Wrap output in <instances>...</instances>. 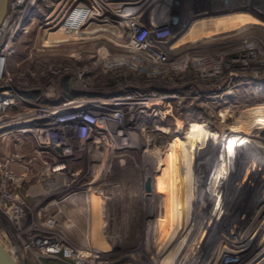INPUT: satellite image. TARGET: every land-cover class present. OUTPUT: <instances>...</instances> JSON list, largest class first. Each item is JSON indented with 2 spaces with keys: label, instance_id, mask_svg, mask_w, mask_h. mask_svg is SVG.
<instances>
[{
  "label": "rangeland",
  "instance_id": "1",
  "mask_svg": "<svg viewBox=\"0 0 264 264\" xmlns=\"http://www.w3.org/2000/svg\"><path fill=\"white\" fill-rule=\"evenodd\" d=\"M58 1L8 2L9 25L0 30V46L9 51L1 84L12 88L14 104L0 130L19 135L33 108L72 107L73 100L90 101L82 107L101 115L114 103L104 100L126 92L175 97L162 106L163 116L142 113L122 122L124 146L115 141L119 123H110L114 141L91 155L82 152L84 161L70 167L79 175L58 177L67 190L83 187L95 180L92 169L99 176L108 160L109 175L94 183L103 187L59 191L48 208L42 201L55 191V177L40 173L28 182L21 151L11 142L2 149L0 140V243L18 264H264V0H227L235 15L224 14L220 0H147L144 24L161 25L175 38L151 45L163 58L153 54L162 70L157 75L151 64L130 62L140 70L125 64L134 56L126 23L129 15L140 16L137 0H77L68 14ZM97 3L102 12L89 13L77 29L66 25L74 8ZM188 17L190 28H182ZM180 39L186 43H176ZM11 175H18L17 184L5 177ZM36 184L43 191H29ZM64 205L103 210L88 220H68ZM45 238L61 241L53 255L38 248ZM79 251L78 260L69 257Z\"/></svg>",
  "mask_w": 264,
  "mask_h": 264
},
{
  "label": "built area",
  "instance_id": "2",
  "mask_svg": "<svg viewBox=\"0 0 264 264\" xmlns=\"http://www.w3.org/2000/svg\"><path fill=\"white\" fill-rule=\"evenodd\" d=\"M138 5V4H136ZM100 5L97 3L95 4L94 7L86 8V7H76L74 8L69 16V22L66 23L68 27L71 29H77L81 26V23L86 19V17L91 13L92 11H97L99 10ZM134 9H139L138 6ZM19 11V10H18ZM138 11H142V9H139ZM140 13V12H139ZM6 16V14H5ZM4 16V18H5ZM3 18V19H4ZM128 28L127 34L128 36L132 39L130 40L131 42L138 41L141 46H144V49H146L147 55H140V54H134V56H129L128 58H131V62H142L141 60L143 58L147 59L148 57H153V54L158 56V53L155 51L156 49L151 48L150 40L149 38L152 36L151 31L155 33L157 37L163 36V35H169V33H166V31L161 28V25H152V26H147L144 24L143 21H140L139 19H130L127 21ZM83 27V26H82ZM146 33L145 35H143ZM143 35L142 39H139ZM168 40H161L157 42H167ZM5 46V45H4ZM4 46H0V51H4ZM6 52V51H5ZM9 52V51H8ZM0 124L1 121L3 120V117L5 116L7 110L13 106L14 101H13V90L10 87L3 86L1 83L2 79H4L5 72H4V67L3 63L6 58L4 53H0ZM159 57V56H158ZM134 65V64H133ZM132 67V66H131ZM139 66H135L133 68L138 69ZM151 93H156L154 91H140V90H135L134 92H126L123 95L112 97L110 99L104 100L105 101H111L115 102V104H109L108 109H110L108 112H104L101 115H97L96 111L98 110L96 107H83V108H78L76 105H80L82 103H89L90 101H82V100H73V101H68L75 103L74 107L70 110L64 109L63 105L67 102L60 103L51 107H43V108H33L32 111H34L35 114L29 115L27 118V122H22L25 123V125H21L24 129H33L35 131H45L48 130V125L53 124V123H58L60 129L58 131H50L49 136L54 140L57 149L55 150V156L57 158V162L55 165H53V169L55 168H60L62 166L64 169L70 166L69 161H73L78 159L82 152L85 151L86 147L88 148L89 143H91L92 139L94 138H100L102 139L103 137H106V132L109 131L110 123H116L118 122L120 127L123 125L122 122L128 121V122H134L133 118H135L136 114H133L134 111L138 110V108H135L132 104H127L125 105L128 110H125V106H116L117 105V98L123 97H130L132 94H138L139 98H136L135 100H128L130 102H142L145 103L149 99L147 98L149 94ZM161 95H166V94H161ZM126 101V100H125ZM79 102V103H78ZM101 102V101H99ZM99 104V103H96ZM114 107V108H112ZM49 108V109H48ZM114 109V110H113ZM29 110V111H31ZM37 110V111H36ZM141 122H144V118ZM32 121V122H31ZM97 122H100L98 124ZM101 122H105V125L103 126ZM7 123V122H6ZM107 123V124H106ZM20 127V128H21ZM27 127V128H26ZM117 129V133H122L123 131L121 128ZM22 128V129H23ZM77 128V130L75 129ZM0 134L4 133V129L0 130ZM89 131V134H88ZM40 133V132H38ZM30 134L27 133L25 134L26 139H31ZM63 147H66L67 149L72 150L76 154L75 156L63 158V157H58L62 155V150ZM39 149V148H38ZM41 149V148H40ZM76 162V161H75ZM74 162V163H75ZM71 167H74L73 165ZM69 172L72 174L71 170ZM75 173H73L74 175ZM72 175V176H73ZM67 177V176H66ZM42 240V239H41ZM45 242L48 241H53L50 239H43ZM40 243V240L38 241ZM35 244V242H34ZM35 246V245H34ZM38 246V245H37ZM58 243L54 244V246H51L49 248H52L54 250V253L57 251ZM42 253H47L49 255H53L54 253H49V252H43ZM11 253V252H10ZM13 256V254L11 253ZM70 253L69 257L71 256L72 258L78 260L76 258L77 253L73 254Z\"/></svg>",
  "mask_w": 264,
  "mask_h": 264
},
{
  "label": "bare ground",
  "instance_id": "3",
  "mask_svg": "<svg viewBox=\"0 0 264 264\" xmlns=\"http://www.w3.org/2000/svg\"><path fill=\"white\" fill-rule=\"evenodd\" d=\"M9 1H11V0H8V2ZM17 1V5L18 6H20L21 5V3H22V1L23 0H16ZM8 5V4H7ZM101 8V7H100ZM99 8V11H103V10H101ZM7 12V11H6ZM105 12V11H104ZM128 16V15H127ZM134 16V15H133ZM22 19H23V14H22ZM130 19H132V16H128V20H130ZM127 20V21H128ZM192 22V21H191ZM127 24V23H126ZM8 25H9V22H8V18H7V14H6V16H5V18L2 20V22H1V24H0V30H3L4 31V29H7L8 28ZM15 25V24H14ZM15 27V26H14ZM19 27H21V26H19ZM18 27V28H19ZM10 28V27H9ZM13 27H11V29H12ZM17 28V29H18ZM10 29V30H11ZM13 30V29H12ZM15 30V29H14ZM151 34H152V36L149 38V40H150V42H151V44H150V46L151 45H160V43H163V42H157V41H161V40H163L162 38H159V37H157L156 35H155V33H153V32H151ZM165 36V35H164ZM253 38V37H252ZM133 39V38H132ZM131 39V40H132ZM156 39V40H155ZM173 39H174V37H173V35H172V33L171 34H169L168 35V37L167 38H164V40H172L173 41ZM179 42V40L178 41H176V43H178ZM159 43V44H158ZM164 43H170V42H164ZM162 45V44H161ZM131 53H134V54H140V55H147V52H146V54H145V52H142L141 51V48H144V46H141V44H139V42L138 41H135V42H131ZM9 47V46H8ZM249 48V47H248ZM0 53L2 54V53H4L5 55H3V56H8V54H9V52L7 51V52H5V50L3 51H0ZM158 53V52H157ZM0 56H2V55H0ZM153 57H156V56H153ZM126 58V57H125ZM195 58H196V56H193L190 60H189V62L191 61V60H195ZM157 59V58H156ZM156 59H152V57L150 56V57H148L147 59H145V58H143L141 61L142 62H144V63H148V64H151L152 65V67H155L156 69H153V71H151V73H154V74H158V73H162L161 71L162 70H160V69H157V61L158 60H156ZM132 61V59L131 58H128V59H126L125 60V64L127 65V64H129V65H131L132 67H135V66H137L138 65V63H142V62H138V63H134V65H132L130 62ZM201 61H205V60H201ZM162 64H164V65H169V63H167V61H162ZM159 65V64H158ZM163 69V68H162ZM176 69V68H175ZM138 70H140L139 68H138ZM141 70L142 71H144L145 70V68H142L141 67ZM179 70V69H178ZM148 72V71H147ZM150 72V71H149ZM173 96V97H175V95H173V94H166V95H160V94H153V93H151V94H149V95H147L148 97V101L147 102H145V103H142V102H130L131 100H135L136 98H139V95L138 96H130V97H121V98H117V99H115V100H117V105L116 106H125V105H127V104H132L135 108H138V110H142V108H140L139 106L140 105H145V106H147L148 107V110H147V112H149V113H147L146 114V112H142L141 110L140 111H138L137 113H136V116H137V119L142 115V113H145V115L147 116V117H152V116H154V117H156L157 115H160V116H163V113L164 112H161V108H162V106H164L165 105V103H166V101L169 99V98H172L171 96ZM126 100V101H125ZM128 100H130V101H128ZM111 104H115V102L114 103H111ZM114 108V107H113ZM144 108V107H143ZM76 109H78V108H76ZM125 110H128V108L125 106ZM37 111V110H36ZM133 114H135V112L133 113ZM98 124H100V122H97ZM101 124L104 126L105 125V122L103 123V122H101ZM107 124V123H106ZM110 129H109V131H107L106 132V137H103L102 139H100V138H94V139H92V141H91V143H89V146H88V148L86 147V149H85V151H84V153L86 152L87 154H90L91 155V153L92 152H94V151H96L98 148V146H100V147H102V146H104V147H108V144H110V143H112L113 141H114V139H112V134L114 133V130H112L111 129V127H109ZM120 128H122L121 130L123 131L122 133H117V130H115V132H116V134H115V137L117 138V139H115V141L117 140V141H119L120 143H121V145L122 146H124V144H127V143H129V141L128 142H126V141H124V140H126V139H124L125 137H127L126 136V134H127V132H126V129H125V127L123 126V127H120ZM48 130H45V131H43L42 130V132L41 131H35V130H33V129H29V128H27L26 130H24V132H27V133H29V134H31L32 136H34L38 141H39V143L41 144V146H43V149H46L45 151H41V152H39V153H42V154H46L47 156H49V158H48V160H43L42 158H41V156H39L40 158H41V160H42V162L43 163H46V164H53V163H56L57 162V158H56V156H55V150L57 149V146H56V144H55V142H54V140L49 136V133H50V131H58L59 129H60V127H59V125H58V123H51V124H49L48 125V128H47ZM76 130H77V128H75ZM38 132H40V133H38ZM88 134H89V131H88ZM8 136V133L5 135V137H7ZM2 138H1V134H0V140H1ZM123 142H124V144H123ZM38 153V154H39ZM74 155H76L74 152H73V149L72 150H70V149H67L66 147H63V150H62V155L61 156H58V157H63V158H67V157H71V156H74ZM89 155V156H90ZM78 159H82L83 160V157L81 158V156L78 158ZM84 161V160H83ZM82 161V162H83ZM70 162V161H69ZM98 166V165H97ZM61 168H63L62 166H60V168L59 169H61ZM64 169V168H63ZM66 170H68V167L67 168H65ZM100 170H98V169H93V174L94 175H97V173L99 172ZM1 173V172H0ZM79 175V173H76V175ZM14 180H16V179H14ZM3 187V186H2ZM78 187H76V186H72V187H69V189H71V191L70 190H67V189H65V187H63V189H61V188H59L60 190H58V191H56V193H58L59 191H66V192H68L69 193V195H74V194H78V192H76L75 190H78L77 189ZM1 189V188H0ZM80 189H83V187L81 186L80 187ZM86 190V189H85ZM56 193H54L53 194V196H55V194ZM56 197V196H55ZM50 203V202H49ZM53 203V202H52ZM19 222V221H18ZM52 223L54 222V221H51ZM50 222V223H51ZM53 225V224H52ZM60 244L61 243V241H60V239H57V241L56 242H54V240L53 241H48V242H45L44 240H40V245H39V249L41 250V251H43V252H49V253H54V250L52 249V248H49V247H51V246H54V244ZM62 246V245H61ZM60 246V247H61ZM5 248V247H4ZM80 249V248H79ZM82 249V248H81ZM81 249H80V251H81ZM213 250H215V248L213 249ZM77 251V250H76ZM80 251L77 253V259L79 258V256H80ZM15 254V253H14ZM73 255V254H72ZM74 256V255H73ZM210 262V260L208 259V263ZM207 262H206V264H208ZM99 264V263H98Z\"/></svg>",
  "mask_w": 264,
  "mask_h": 264
},
{
  "label": "flooded vegetation",
  "instance_id": "4",
  "mask_svg": "<svg viewBox=\"0 0 264 264\" xmlns=\"http://www.w3.org/2000/svg\"><path fill=\"white\" fill-rule=\"evenodd\" d=\"M123 1V2H122ZM121 2L122 3H127V2H130V4L131 3H133V5H134V1L133 0H122ZM186 1H188V0H186ZM186 1H183L182 3H184L186 6L185 7H187V2ZM230 1H232V0H230ZM250 0H240L239 1V3H244V4H247V2H249ZM252 1V0H251ZM233 2H235V1H233ZM253 2H254V4H255V0H253ZM149 3H150V1H149ZM148 1L147 0H137L136 1V3L135 4H138V5H136V6H138L139 7V9H143L144 8V6L146 7L148 4ZM227 3V0H220V4H219V1H218V3H217V5L219 4V5H224V7H225V4ZM253 4V5H254ZM150 5H153L152 3L150 4ZM149 5V6H150ZM238 5V4H237ZM177 5H175V7H176ZM236 6V5H235ZM174 7V8H175ZM224 7H222V8H224ZM125 8H129V7H125ZM121 9V8H120ZM139 9H135V10H137V12H140V16L137 18V19H139L140 21H143V18H141V16H142V12L141 11H138ZM225 10H227V12L225 11ZM224 11L226 12V13H231V15H235V12L236 11H234L233 10V8L230 6L229 7V5H227L226 4V8L225 9H223L222 10V12L224 13ZM144 12V11H143ZM255 12V11H254ZM256 12H258V11H256ZM219 14V13H218ZM225 14V13H224ZM239 13H237L236 15H238ZM250 14H252L251 12H247V13H245V15L246 16H249ZM220 15V14H219ZM248 18V17H247ZM217 19H219V18H217ZM217 19H214V21H216ZM221 19L223 20L222 22H224L225 20L222 18V16H221ZM237 19V18H236ZM239 19V18H238ZM178 20V19H177ZM183 20V19H182ZM220 20V19H219ZM246 20V19H245ZM214 21H213V25L215 26L216 25V23L214 24ZM234 21V20H233ZM181 23H182V25L183 26H181L182 28H190L189 27V23H190V18L188 17V19H186V21H181ZM240 24V19L239 20H237L236 22H234V25L235 26H233L232 28L234 29H236V30H238V26L237 25H239ZM156 24H154V26H155ZM151 32H153V31H151ZM185 36V35H184ZM186 38V37H185ZM175 39V38H174ZM173 39V40H174ZM179 42H183V43H186L185 41H184V39L182 40V39H180L179 40ZM190 44L191 45H194V42H190ZM189 44V45H190ZM174 51V50H173ZM159 54V53H158ZM160 59H163V58H161V57H159ZM164 60H166V59H164ZM190 60V59H189ZM161 61H163V60H161ZM170 101H171V99H168L166 102L167 103H165V105H164V107H166V106H168L169 105V103H170ZM70 103V102H69ZM74 105H75V103L73 104V106L71 107V106H69V104L67 105V104H65L64 106L65 107H67V108H69L68 110H70V109H72L73 107H74ZM76 106H78L77 108H83L82 106V104H80V105H76ZM66 108V109H67ZM165 109H167V108H165ZM166 112V111H165ZM165 117V116H164ZM27 128V127H26ZM8 130H11V129H8ZM8 130H5L4 131V133H1V140H3V139H5L6 137H5V135L8 133L9 135H8V137H10L12 134H14V133H16V132H14V133H12V132H7ZM24 130H26V129H22V130H20L21 132H19L20 134L22 133L23 135H25V134H27V132H24ZM7 132V133H6ZM30 138L31 139H25L26 141H27V143H29V145L31 144V143H36L37 145L36 146H34V149H33V155H31L30 157L31 158H26L25 157V160H24V163H26L24 166H22V168L21 169H25V177H23V178H25L26 179V177H35L37 174L39 175L40 173H43V175H45L46 177H47V179L49 178V177H55L54 179H56V183L54 184V188H53V190H55L53 193H52V195L50 194V195H48L50 198H48V199H43V203L44 204H47V205H49V202L51 201V200H54V199H56L55 198V196L54 197H52L53 196V194L54 193H56V190L58 191V189L59 188H63V187H65V186H67V185H64V182L63 181H60L61 179H59L58 177H61L62 178V176L61 175H64L65 173H69L68 171L70 170V167L73 165L74 167L75 166H78V164H79V162H80V160L81 159H76V160H73V161H70L69 162V164H70V166H68V170H66V169H63V168H61V169H59V168H55L54 167V169H53V165H55L56 163H53V164H46V163H43L42 162V160H41V158L38 156V153L39 152H41V151H45L46 149H43V146H41V144L39 143V141L34 137V136H32L31 134H30ZM7 137V138H8ZM39 148V149H38ZM41 148V149H40ZM36 151V155L37 156H34V152ZM75 156V155H74ZM20 157V156H19ZM38 157V158H37ZM37 158V159H36ZM106 158V157H105ZM23 159H24V157H23ZM36 159V160H35ZM76 161V162H75ZM17 162V164H18V161H16ZM20 162V161H19ZM75 162V163H74ZM82 162V161H81ZM23 164V163H22ZM14 166H16V165H14ZM27 166V167H26ZM29 166H30V168H29ZM18 169H20L18 166H16ZM38 168V169H37ZM37 169V170H36ZM24 170H22V172H23ZM0 172H2L1 170H0ZM1 174V173H0ZM70 174V173H69ZM91 174H92V176H93V170H92V172H91ZM70 175H72V174H70ZM75 176H76V173L74 174ZM10 176V175H9ZM16 176H18V175H16ZM16 176L14 175H11V177H9L8 178V176H5L6 178H7V180L8 181H10V182H12V183H15V184H17L18 182L17 181H15L14 179L16 178ZM20 179V178H19ZM7 180H5V181H7ZM21 181V180H20ZM20 183V182H19ZM19 185V184H18ZM72 186H74L73 184L71 185V187ZM77 187V186H76ZM59 209H61L60 207H58ZM58 209V210H59ZM52 221H56L55 220V218L52 220ZM51 222V221H50ZM49 222V223H50ZM45 224V223H44ZM46 228L48 227V223L46 222V224L44 225Z\"/></svg>",
  "mask_w": 264,
  "mask_h": 264
},
{
  "label": "crops",
  "instance_id": "5",
  "mask_svg": "<svg viewBox=\"0 0 264 264\" xmlns=\"http://www.w3.org/2000/svg\"><path fill=\"white\" fill-rule=\"evenodd\" d=\"M77 0H60V1H58L57 3H56V6H58V7H60L61 8V10H63L65 13H69V8L70 7H72L73 5H75V4H77V3H75ZM78 2V1H77ZM59 4V5H58ZM56 6H54V8H51V7H49V10H48V12L49 13H51V12H53V11H57V7ZM71 12V11H70ZM91 24H94L95 23V21H91L90 22ZM115 27V26H114ZM249 30V29H248ZM26 138H25V135H18V134H13V137H6L3 141H2V144H1V148L2 149H5L6 147H8V144L11 142V144H13L14 146H13V149H15V150H20L21 152V155H22V157H26V158H31L30 156L31 155H33V149H34V147H33V145L31 144V146L29 145V143H27V141L25 140ZM21 142H23V143H21ZM18 143V144H17ZM21 144V145H20ZM18 146L20 147V148H18ZM23 147V148H22ZM1 149V150H2ZM109 158V157H108ZM37 159V158H36ZM35 159V160H36ZM108 161V160H107ZM105 162L104 161V166H103V169H102V173L99 175V176H94V174H93V178L95 179V180H91V182L90 183H87V185H85V186H83V188H89V187H91V186H97V185H99L98 187H100L102 184L100 183V184H94V183H96L98 180H100V179H102V178H104V177H107L108 175H109V173L107 172V170L105 169V167H106V164L108 163V162ZM14 165H17V164H13L12 166H14ZM29 168H30V166H29ZM17 169V168H16ZM37 170V169H36ZM93 170V169H92ZM18 172V171H17ZM32 178L33 177H26V179H27V181L28 182H30L31 180H32ZM60 181H62V180H60ZM98 183V182H97ZM89 185H91V186H89ZM78 188V190H75L76 192H78L79 194L80 193H82V192H80V191H83V190H80V187L79 186H77ZM101 187H103V186H101ZM43 186L42 185H40V184H36V185H33V186H31L30 188H29V191H31L32 189H35V190H37V191H39V190H42L43 191ZM44 204V203H43ZM48 208L49 206L47 205V204H44L43 205V207L42 208ZM72 209H70V210H68V209H65V208H67V206L65 207V205L64 206H62V210H63V213H64V215H65V218L66 219H68V220H70V218L71 219H79L80 217H82L83 219H89V218H91L92 216H95V212H97L98 210H103V209H98V210H87V209H83L80 205H75V206H70ZM79 207V208H78ZM75 208H77L76 210H75ZM79 209V210H78ZM38 210H44V209H38ZM104 211L106 212V210H105V208H104ZM58 212H59V214H60V209L58 210ZM85 217H87V218H85ZM82 221H85V220H82Z\"/></svg>",
  "mask_w": 264,
  "mask_h": 264
},
{
  "label": "water",
  "instance_id": "6",
  "mask_svg": "<svg viewBox=\"0 0 264 264\" xmlns=\"http://www.w3.org/2000/svg\"><path fill=\"white\" fill-rule=\"evenodd\" d=\"M8 0H0V24L6 14ZM0 264H18L11 253L0 243Z\"/></svg>",
  "mask_w": 264,
  "mask_h": 264
}]
</instances>
